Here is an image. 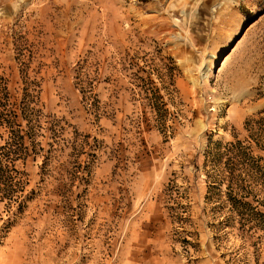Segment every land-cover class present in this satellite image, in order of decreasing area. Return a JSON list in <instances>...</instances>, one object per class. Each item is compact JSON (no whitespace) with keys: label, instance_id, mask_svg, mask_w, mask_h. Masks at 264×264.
<instances>
[{"label":"rangeland","instance_id":"obj_1","mask_svg":"<svg viewBox=\"0 0 264 264\" xmlns=\"http://www.w3.org/2000/svg\"><path fill=\"white\" fill-rule=\"evenodd\" d=\"M0 101V264H264L203 166L264 111V0H0Z\"/></svg>","mask_w":264,"mask_h":264},{"label":"trees","instance_id":"obj_2","mask_svg":"<svg viewBox=\"0 0 264 264\" xmlns=\"http://www.w3.org/2000/svg\"><path fill=\"white\" fill-rule=\"evenodd\" d=\"M25 109L29 111V107ZM16 117L0 101V128L5 127L9 135L0 147V203H4L5 210L17 202V193L23 191L24 183L14 166L17 144L23 139ZM25 118L31 117L25 115ZM244 130L243 141L234 137L233 141L210 145L204 152L203 166L207 168L208 199L217 197L218 205L213 210L220 214V220L215 226L219 230L237 226L241 237H254L257 250L264 239V164L262 158L254 155V150L264 152V111L247 119Z\"/></svg>","mask_w":264,"mask_h":264}]
</instances>
